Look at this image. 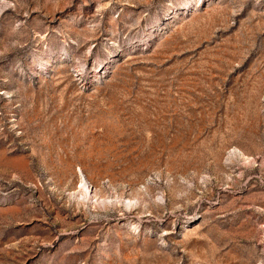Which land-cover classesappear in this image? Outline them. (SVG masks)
<instances>
[{"label": "rangeland", "instance_id": "rangeland-1", "mask_svg": "<svg viewBox=\"0 0 264 264\" xmlns=\"http://www.w3.org/2000/svg\"><path fill=\"white\" fill-rule=\"evenodd\" d=\"M0 264H264V0H0Z\"/></svg>", "mask_w": 264, "mask_h": 264}, {"label": "bare ground", "instance_id": "bare-ground-1", "mask_svg": "<svg viewBox=\"0 0 264 264\" xmlns=\"http://www.w3.org/2000/svg\"><path fill=\"white\" fill-rule=\"evenodd\" d=\"M81 187L83 188L85 194H89V185L83 175H81Z\"/></svg>", "mask_w": 264, "mask_h": 264}]
</instances>
